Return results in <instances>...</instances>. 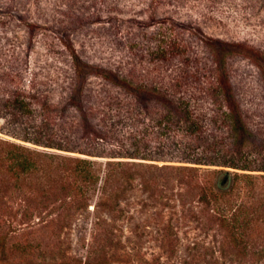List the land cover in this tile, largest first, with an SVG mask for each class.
<instances>
[{
	"label": "rangeland",
	"instance_id": "1",
	"mask_svg": "<svg viewBox=\"0 0 264 264\" xmlns=\"http://www.w3.org/2000/svg\"><path fill=\"white\" fill-rule=\"evenodd\" d=\"M66 41L87 64L88 77L79 86ZM160 48L166 59L154 52ZM215 67L229 74L248 127L263 140L264 0H0V76L10 73L3 76L6 93L34 85L44 108L34 115H47L53 133L71 140L67 150L24 142L7 133L14 127L0 117L1 156L8 149L3 140L26 143L55 153L53 168L63 175L30 187L0 174V264H264V210L252 209L264 204V180L250 186L237 178L218 190L212 170L221 166L185 169L181 165L193 164L121 155L148 145L127 139L131 131L123 130V122L111 125L113 135L103 142L90 145L84 137V122L91 121L90 132L97 128L109 114L103 105L108 91L119 90L92 75L95 70L114 72L133 87H158L140 97L155 117L162 110L156 90L178 86L166 74H200L199 81L180 83L190 96L214 83ZM77 86L82 103L72 106L67 97ZM210 101L198 98L196 107L217 115ZM79 157L102 177L88 195L68 187L73 180L66 176ZM242 204L246 212H233Z\"/></svg>",
	"mask_w": 264,
	"mask_h": 264
},
{
	"label": "trees",
	"instance_id": "2",
	"mask_svg": "<svg viewBox=\"0 0 264 264\" xmlns=\"http://www.w3.org/2000/svg\"><path fill=\"white\" fill-rule=\"evenodd\" d=\"M66 45L74 54L72 55L74 79L76 83L78 82V86L82 85L85 78L88 77V74H86L88 71L83 68L87 64L76 55L70 43L66 41ZM154 52H160L158 55L162 59H166L164 48ZM153 58H158V56L154 54ZM157 69V66L153 68V70ZM210 71H212V75H217L214 83L199 90L197 88L193 89L190 96H186V92L182 91V89L187 88H180V86H183L180 83L184 84L187 79L199 81L200 74L185 71L177 74H166L169 83L178 86L173 88L175 90H169V88H162V91L156 90L154 99L160 102L162 110L159 111L157 116L155 112V117H153L151 116L152 110L147 107L145 102L141 101L140 97L148 92L155 91L158 87L142 84L133 87V84L127 78L116 76L114 72L102 69L95 70L92 75L110 81L115 87L118 86L119 90L113 88V90L108 91L112 93L106 96L107 99L103 101V105L109 114L100 117L96 123L99 124L97 128L94 127L90 132L91 121L84 122L86 126L84 137L91 142L90 145L103 142L107 135H113L108 134V132H113L109 131L111 125L113 127L120 126L123 122L125 124L123 130L126 133L134 132L133 134L131 132L127 134V139L133 141L139 147L140 144L145 142L148 145L145 144V150H133L132 152L124 150V153L119 152L121 155L131 158L179 161L193 164L181 165L185 169L199 168L198 166L201 164L221 166L219 169L212 170L216 174L214 186L218 190H223L230 181H235L237 178L244 179L250 186L258 179L264 180V138L258 140L259 132L248 127L245 113L235 100L227 71L218 67L212 68ZM9 74L3 72L0 76V79L4 81L2 87L0 86V103L8 111V114H0V117H4L7 125L14 127L10 131L7 130V133L24 142L67 150L63 147H69L68 143L71 140L64 137L60 139L59 135L61 134L55 135L53 133L47 115L42 113L41 119L34 115L33 112L38 111L36 110L37 107L43 108L41 100L38 98L39 94L36 95L37 89L34 85L28 88H14L13 91L6 93L8 87L3 76L6 75L7 78ZM142 76L147 75L142 74ZM20 78L18 76V80ZM78 86L75 89L72 87L67 97L69 101L72 99L70 102L72 106H81L82 103L79 100L83 97L82 89ZM122 89L125 94H122ZM128 89H130V92ZM191 89L189 87L188 90ZM74 90H76V95L73 94L72 97V91ZM128 93L134 98L126 97ZM187 97H191L192 101ZM215 97H220V101L216 103L213 100ZM198 98L211 99L209 103L214 104L216 107L217 104L222 103L220 108L216 109L215 107L217 115L214 110L212 113H206L201 107H196ZM204 124L209 125L204 126ZM210 125H212L211 128H209ZM103 127H106L107 130H104ZM129 128L131 129L128 130ZM96 129L97 132H94ZM119 131L121 133L122 130L119 129ZM215 132H219V136ZM3 141H5L4 143L8 146V149L5 156H1L0 151V174L7 175L20 183L29 184L30 187L53 184L63 177V175L57 174L60 171L58 168H53L52 164L56 158L55 153L41 152V150H37L26 143L14 140L5 139ZM151 141L152 144H150ZM42 153H44L43 156L46 157V160L41 162L39 159ZM89 166L90 160L88 158H76L66 176L71 177L73 180L71 186L68 187L73 189L79 196L88 195L89 188L102 180V177L98 180L91 173ZM256 171L262 173L259 176L252 173ZM262 189L263 191L259 192V195L263 197L261 200L264 199V183ZM252 191L253 188L248 192L250 197ZM244 206L245 204L237 206L233 209V212H246V209H243ZM252 209L254 212H259V210L261 212L264 210V204L261 201L259 205L252 207Z\"/></svg>",
	"mask_w": 264,
	"mask_h": 264
}]
</instances>
